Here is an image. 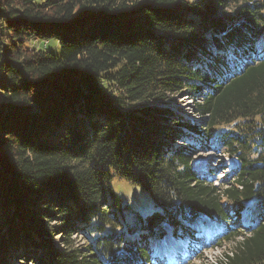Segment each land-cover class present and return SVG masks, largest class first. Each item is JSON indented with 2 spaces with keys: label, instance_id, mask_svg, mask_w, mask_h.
I'll return each mask as SVG.
<instances>
[{
  "label": "trees",
  "instance_id": "16d2710c",
  "mask_svg": "<svg viewBox=\"0 0 264 264\" xmlns=\"http://www.w3.org/2000/svg\"><path fill=\"white\" fill-rule=\"evenodd\" d=\"M263 46L264 0H0V264H153L164 227L203 250V219L218 264H264ZM182 93L200 122L148 106ZM211 144L226 184L194 169ZM112 173L146 225L118 220Z\"/></svg>",
  "mask_w": 264,
  "mask_h": 264
},
{
  "label": "rangeland",
  "instance_id": "374dc122",
  "mask_svg": "<svg viewBox=\"0 0 264 264\" xmlns=\"http://www.w3.org/2000/svg\"><path fill=\"white\" fill-rule=\"evenodd\" d=\"M37 1L42 2L44 0ZM185 1L189 3L199 2V0ZM29 47L33 48L37 47V45L32 42L31 46ZM46 49L52 54H58V45L54 42L51 43ZM262 49L264 50V48ZM149 105H153L158 108L168 107L173 109L175 116H179L189 122L192 121L198 123L201 121L192 112L194 103L188 98L186 93L171 96L168 103H149L148 106ZM193 165L194 169L199 174L206 173L213 185H221L231 181L234 173V169L232 167L236 165V162L234 158L228 157L227 155L217 151L215 145L211 144V148L196 154L193 160ZM107 187V193L108 191H111L120 199V208L117 209L118 220L120 222H124L123 227L125 229H138V226L141 227L142 225H146L148 220L159 212V209L156 207L154 201L146 190L131 185L130 183L118 177L115 173H112L111 180L108 182ZM108 204H111L109 200ZM248 218L249 211L244 214L243 220H247ZM240 224L242 225L243 222H240ZM230 225L233 228L236 227V223L234 222L230 223ZM210 227L211 223L204 219L197 220L193 224V228L201 235L205 230L210 229ZM134 231L135 230H133V232ZM163 231L165 232L164 238H155L150 243V253L152 252L153 254L150 258L152 259L151 262L153 264H218L222 259L227 246L230 247L232 245V242L228 244L222 243L221 247H215V243H217L218 240L215 237H212V241H210L212 238L208 239V241H210L209 244L205 242L206 247L203 248V250H199V242L193 243L192 245L196 251H194L195 254L192 255V253L190 254L188 248H186V245H184L180 239L173 238L167 234L170 231L167 227H164ZM73 239L76 245H82L81 240L79 241L74 237ZM54 241L56 245L59 244L57 243L58 238H55ZM154 251H158L159 256L155 255ZM186 252L189 253V255H187ZM153 256L156 258L154 259L155 261L152 258Z\"/></svg>",
  "mask_w": 264,
  "mask_h": 264
},
{
  "label": "bare ground",
  "instance_id": "6f19581e",
  "mask_svg": "<svg viewBox=\"0 0 264 264\" xmlns=\"http://www.w3.org/2000/svg\"><path fill=\"white\" fill-rule=\"evenodd\" d=\"M221 17L220 9H217V11L211 16L213 20H217Z\"/></svg>",
  "mask_w": 264,
  "mask_h": 264
},
{
  "label": "water",
  "instance_id": "95a60500",
  "mask_svg": "<svg viewBox=\"0 0 264 264\" xmlns=\"http://www.w3.org/2000/svg\"><path fill=\"white\" fill-rule=\"evenodd\" d=\"M222 17H220V19H221Z\"/></svg>",
  "mask_w": 264,
  "mask_h": 264
}]
</instances>
